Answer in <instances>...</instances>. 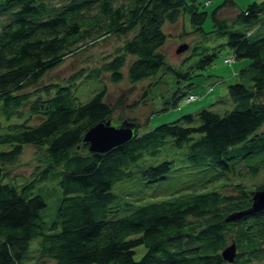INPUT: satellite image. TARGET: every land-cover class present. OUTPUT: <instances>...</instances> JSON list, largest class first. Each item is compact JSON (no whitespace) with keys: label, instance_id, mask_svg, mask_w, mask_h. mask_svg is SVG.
Listing matches in <instances>:
<instances>
[{"label":"trees","instance_id":"trees-1","mask_svg":"<svg viewBox=\"0 0 264 264\" xmlns=\"http://www.w3.org/2000/svg\"><path fill=\"white\" fill-rule=\"evenodd\" d=\"M203 1L0 0V264H264V208L249 211L264 179L249 187L241 176L246 167L255 177L264 170V0L233 19L218 13L237 6L225 0L212 10L208 32ZM186 13L202 35L228 36L234 56L250 60L238 74L251 83H229L215 102L232 107L201 108L200 124L190 113L139 132L138 119L120 116L136 122V134L109 152H90L83 134L116 109L106 100L104 73L114 83L157 78L131 107L169 80L162 111L179 106L192 78L213 63L223 43L199 42L177 66L161 50L165 22ZM111 34L132 35L87 72L41 84L66 56ZM80 78L100 86L84 95ZM170 139L185 146L187 167L203 177L144 203L124 194L127 180L168 177L175 160L161 151ZM26 147L36 148V170L9 177L4 165ZM252 154L256 160L246 163ZM232 243L237 253L228 261L222 253Z\"/></svg>","mask_w":264,"mask_h":264},{"label":"rangeland","instance_id":"rangeland-1","mask_svg":"<svg viewBox=\"0 0 264 264\" xmlns=\"http://www.w3.org/2000/svg\"><path fill=\"white\" fill-rule=\"evenodd\" d=\"M224 1L225 0H204L200 5V9H205V11L209 12L207 20H205L203 24V27L207 32L214 29V26H212L214 23L213 16L211 15L212 10ZM234 1L237 6L228 4L218 12L219 15L233 19L240 9L245 8L249 2L254 0ZM179 17L180 18L175 20V22L166 21L164 25V29H166L168 35L161 50L165 53L170 63L176 66L182 63L184 59L192 53L193 49H195L194 46L199 42L206 46L209 45L210 47H216L219 43H223L220 46L221 48L218 55L215 57V60L212 64L206 67L205 70H202L199 75L192 78L194 86L191 87L189 93L183 95L179 101V106L170 107L169 109L162 111L159 110V108L162 106L164 100H166L172 93L171 82H169V80L165 79L163 82L162 80H159L154 87L153 94L151 93V95H149L148 91L143 96L144 99L141 102H137L139 104L131 107L136 101L140 100L142 94L145 92L144 89L152 82H155L154 80L157 78L132 82L127 76H125L121 81L114 83L110 81L109 74L104 73L101 79L105 83L107 89L106 100L115 105L116 108L112 117L115 123H119V120L121 119L120 116L129 119L135 118L142 123L139 132H144L160 124L183 118V115L191 113L194 117L191 122L194 124H200L199 111L201 108L206 106L221 111L222 109H225V106L232 107L233 103L227 104L223 102H215L221 93L228 92L227 85L229 83L236 81L251 83L249 77L244 74H238L241 67L246 65L250 60L247 58L239 59L234 56L233 48L225 44L228 37L226 34H208V36H204L191 23L189 13L183 14ZM131 35L132 34H129L128 36L131 37ZM128 36L111 34L94 43H90L87 47H84L71 55L66 56L59 65L45 73L41 80V84L64 82V80L71 77L72 74L82 68L87 72L89 68L99 65L104 59H107L108 56L112 55L116 48H118ZM180 44H187V47L182 51H178L177 47H179ZM132 59V56H129L128 62ZM160 79L162 78L160 77ZM79 80H81L80 82H83L81 90L84 95H87V93L91 92L96 86V89L100 86L99 82H85L82 78L78 79V81ZM161 92L164 93V99L163 96L160 95ZM190 93H194L195 97H189ZM206 94H210L208 95V98L205 96ZM120 98L123 100L122 103H118ZM148 116L149 121L147 124H144ZM262 128L264 129V125ZM184 147L185 146L178 148L172 144L170 139L168 144H166L161 151V153H164L166 149L170 160H175V164L173 165L174 168L168 174V177L158 182L147 184L141 181H136V178L127 180L125 181L128 183L125 184L124 194H127V196L131 197L134 201L144 203L165 198L170 193L179 189L183 183L187 181L193 182V180H198L199 177H203V174L199 173V169L187 167L190 166V164L185 158L184 152L186 151V148ZM35 155L36 148L26 147L19 157V160L14 164L4 165L9 177H18L19 175L31 176L32 172L36 170ZM256 156L257 155L255 154L247 156L246 163L254 162L257 158ZM245 169H247L246 173L241 176L249 187L250 185L252 187L254 181L264 179V170L255 177L247 167ZM115 191L119 192L117 186Z\"/></svg>","mask_w":264,"mask_h":264},{"label":"water","instance_id":"water-1","mask_svg":"<svg viewBox=\"0 0 264 264\" xmlns=\"http://www.w3.org/2000/svg\"><path fill=\"white\" fill-rule=\"evenodd\" d=\"M187 44H180L178 51H182ZM137 124L133 120L125 119L115 123L113 118L97 121L87 128L82 136V141L87 144V148L93 153H106L131 140L136 134ZM1 176V167H0ZM252 208L249 211H255L264 208V189H257L254 192ZM248 211V210H247ZM237 213L235 216L239 215ZM235 216H232L233 218ZM237 253L236 244L232 243L225 248L222 255L225 260L233 261Z\"/></svg>","mask_w":264,"mask_h":264},{"label":"built area","instance_id":"built-area-1","mask_svg":"<svg viewBox=\"0 0 264 264\" xmlns=\"http://www.w3.org/2000/svg\"><path fill=\"white\" fill-rule=\"evenodd\" d=\"M189 97H192L193 98V97H195V94L194 93H190V96Z\"/></svg>","mask_w":264,"mask_h":264},{"label":"crops","instance_id":"crops-1","mask_svg":"<svg viewBox=\"0 0 264 264\" xmlns=\"http://www.w3.org/2000/svg\"><path fill=\"white\" fill-rule=\"evenodd\" d=\"M208 95H210V94H206L205 96H207V98H208V97H209ZM207 98H206V99H207ZM206 103H207V102H206ZM204 105H205V103H204ZM205 107H206V106H205Z\"/></svg>","mask_w":264,"mask_h":264},{"label":"bare ground","instance_id":"bare-ground-1","mask_svg":"<svg viewBox=\"0 0 264 264\" xmlns=\"http://www.w3.org/2000/svg\"><path fill=\"white\" fill-rule=\"evenodd\" d=\"M254 197V196H253ZM254 199V198H253ZM260 209H262V208H260Z\"/></svg>","mask_w":264,"mask_h":264}]
</instances>
